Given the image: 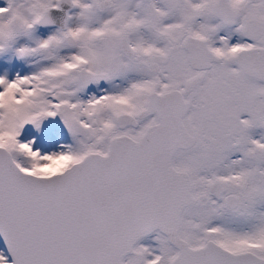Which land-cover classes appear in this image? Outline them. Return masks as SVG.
<instances>
[{
  "label": "snow or ice",
  "instance_id": "6c2138e0",
  "mask_svg": "<svg viewBox=\"0 0 264 264\" xmlns=\"http://www.w3.org/2000/svg\"><path fill=\"white\" fill-rule=\"evenodd\" d=\"M0 264H264V0H0Z\"/></svg>",
  "mask_w": 264,
  "mask_h": 264
},
{
  "label": "water",
  "instance_id": "95a60500",
  "mask_svg": "<svg viewBox=\"0 0 264 264\" xmlns=\"http://www.w3.org/2000/svg\"><path fill=\"white\" fill-rule=\"evenodd\" d=\"M0 246L2 247V242H0Z\"/></svg>",
  "mask_w": 264,
  "mask_h": 264
}]
</instances>
